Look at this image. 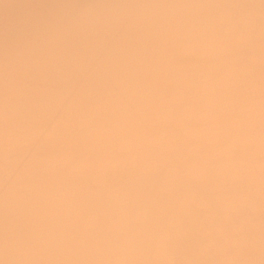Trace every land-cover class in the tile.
<instances>
[{"label":"bare ground","instance_id":"obj_1","mask_svg":"<svg viewBox=\"0 0 264 264\" xmlns=\"http://www.w3.org/2000/svg\"><path fill=\"white\" fill-rule=\"evenodd\" d=\"M0 264H264V0H0Z\"/></svg>","mask_w":264,"mask_h":264}]
</instances>
